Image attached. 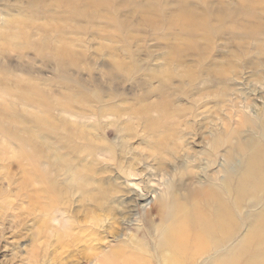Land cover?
<instances>
[{"label": "rangeland", "instance_id": "obj_1", "mask_svg": "<svg viewBox=\"0 0 264 264\" xmlns=\"http://www.w3.org/2000/svg\"><path fill=\"white\" fill-rule=\"evenodd\" d=\"M223 209L186 264L264 258V0H0V264L66 263L70 221L69 264H169Z\"/></svg>", "mask_w": 264, "mask_h": 264}, {"label": "bare ground", "instance_id": "obj_2", "mask_svg": "<svg viewBox=\"0 0 264 264\" xmlns=\"http://www.w3.org/2000/svg\"><path fill=\"white\" fill-rule=\"evenodd\" d=\"M37 172H38V177L40 178L39 171L37 170ZM47 193H48V196H52L51 191H47ZM227 216H228V213H227V210L225 209L221 210L220 213H216L214 217L201 216V220L197 222L198 224L197 230L194 232L193 236H190L189 229L184 224L185 220H182L178 224L174 223L172 225L173 227L171 228L170 232L167 231L166 236H165V238H168V243L170 244V247H171V255L168 260V263L169 264H186V260H187L186 253H187L188 248L192 250V255H195V256L199 255V251L201 250V248L207 247V239H206L207 234L212 230V228L216 227L218 229H222L225 223H226V226L229 224L227 222ZM163 221H172V219L170 218V215L167 214L166 217H164ZM74 222L75 221H70V223L68 222V224H65L64 228L66 229L65 230L66 235L59 237L60 239L59 242L61 243V245L60 244L59 245L64 250L66 248L65 252L62 249L63 255L70 253V260L68 259L69 261H67L66 263H61L64 260L63 261L60 260L61 264L72 263L73 261L71 262V260L73 258L75 261V258L77 256L82 255V254L87 255L85 249L83 250L79 249L78 243H81L88 239L86 243L89 242V244H93L94 242H99L100 240L99 237L95 236L96 233H98L96 228H91L92 231H90V235L87 234V236L86 235L84 236L85 232L89 231L87 227L82 228V230L76 233V230L72 228L75 226ZM87 222H90L92 225L99 226V227H101V223H102V221H99L97 216L91 217ZM71 224H73L74 226H70ZM138 233L144 236L146 235V232L142 231L141 229L138 230ZM253 236H256V234H253ZM259 240H263V238L260 235H259ZM122 244L125 245V242ZM121 245H119L118 249L113 250L112 253L110 254H107L104 256H100L99 254L96 255L95 258H96L97 264H148L147 261L144 259V256L140 250L139 251L138 250L134 251V249L127 250L126 247H125L126 249H124L123 247H121ZM71 247L72 249L69 250ZM91 249L94 250L96 248L91 246ZM56 252L58 253L57 250ZM61 255L59 257H62ZM191 264H193V261L191 262ZM249 264H264V258L260 260H252Z\"/></svg>", "mask_w": 264, "mask_h": 264}]
</instances>
